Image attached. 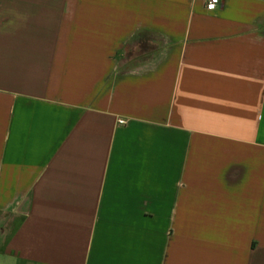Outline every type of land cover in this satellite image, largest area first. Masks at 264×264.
I'll list each match as a JSON object with an SVG mask.
<instances>
[{"label":"crops","instance_id":"1","mask_svg":"<svg viewBox=\"0 0 264 264\" xmlns=\"http://www.w3.org/2000/svg\"><path fill=\"white\" fill-rule=\"evenodd\" d=\"M0 264H264V0H0Z\"/></svg>","mask_w":264,"mask_h":264},{"label":"built area","instance_id":"2","mask_svg":"<svg viewBox=\"0 0 264 264\" xmlns=\"http://www.w3.org/2000/svg\"><path fill=\"white\" fill-rule=\"evenodd\" d=\"M206 3V9L208 12H215L221 6V0H204ZM125 121L121 120L120 124H124Z\"/></svg>","mask_w":264,"mask_h":264},{"label":"rangeland","instance_id":"3","mask_svg":"<svg viewBox=\"0 0 264 264\" xmlns=\"http://www.w3.org/2000/svg\"><path fill=\"white\" fill-rule=\"evenodd\" d=\"M142 56V52L140 51V49H138L137 51H132L129 54L130 60L131 61H137L139 59V57Z\"/></svg>","mask_w":264,"mask_h":264}]
</instances>
